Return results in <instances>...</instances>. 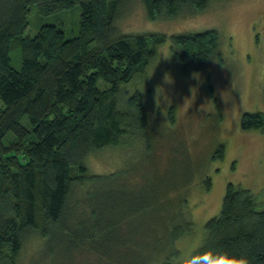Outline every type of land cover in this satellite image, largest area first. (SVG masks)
<instances>
[{"label": "trees", "instance_id": "obj_1", "mask_svg": "<svg viewBox=\"0 0 264 264\" xmlns=\"http://www.w3.org/2000/svg\"><path fill=\"white\" fill-rule=\"evenodd\" d=\"M128 1L0 0V264H17L32 236L50 246L60 240L77 253L99 255L100 238L111 242L120 224L113 216L103 217L94 203L99 183L117 181L124 171L90 173L86 158L132 133L150 138L142 95L124 102L120 92L166 40L165 34L120 30L118 21L132 4ZM136 1L151 20H161L200 13L214 0ZM75 4L81 8L77 36L67 38L54 24L25 35L33 5L47 15ZM171 40L176 59L198 71L220 56L216 29L176 34ZM18 49L20 69L11 57ZM257 114L246 113L243 128L264 130V115ZM24 116L31 126L22 123ZM10 132L16 136L12 145L4 141ZM76 185L87 189L73 203ZM206 229L194 262L157 261L163 255L157 252L145 264H264V209L257 208L250 189L230 183L221 213Z\"/></svg>", "mask_w": 264, "mask_h": 264}, {"label": "rangeland", "instance_id": "obj_2", "mask_svg": "<svg viewBox=\"0 0 264 264\" xmlns=\"http://www.w3.org/2000/svg\"><path fill=\"white\" fill-rule=\"evenodd\" d=\"M128 2L120 30L165 34L166 40L120 92L124 102L142 95L150 138L132 133L86 158L90 173L124 171L117 181L99 183L94 203L103 217L120 224L111 242L100 238L99 255L32 236L17 264H145L157 252L163 253L157 261L192 263L230 183L250 189L257 208L264 209V130L242 126L246 113L264 115V0H214L200 13L161 20H151L140 2ZM29 21L25 35L54 24L72 38L80 32L81 8L43 15L33 5ZM213 29L220 33V56L207 69L198 71L173 55L171 36ZM11 57L20 69L21 50ZM22 123L31 126L28 116ZM4 141L12 145L16 136L10 132ZM83 187L75 186L73 203Z\"/></svg>", "mask_w": 264, "mask_h": 264}, {"label": "clouds", "instance_id": "obj_3", "mask_svg": "<svg viewBox=\"0 0 264 264\" xmlns=\"http://www.w3.org/2000/svg\"><path fill=\"white\" fill-rule=\"evenodd\" d=\"M221 254H222V253H221ZM209 264H211V262H209ZM222 264H227V261L222 262Z\"/></svg>", "mask_w": 264, "mask_h": 264}]
</instances>
